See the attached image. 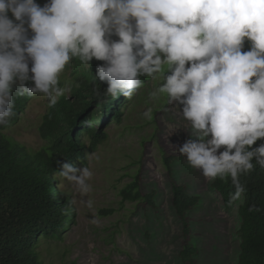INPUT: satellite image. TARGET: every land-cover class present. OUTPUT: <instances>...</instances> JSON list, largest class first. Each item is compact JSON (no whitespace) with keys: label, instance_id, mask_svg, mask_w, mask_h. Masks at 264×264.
<instances>
[{"label":"clouds","instance_id":"9594fccd","mask_svg":"<svg viewBox=\"0 0 264 264\" xmlns=\"http://www.w3.org/2000/svg\"><path fill=\"white\" fill-rule=\"evenodd\" d=\"M72 58L103 61L95 80L113 98L131 99L141 76L159 75L150 97L166 95L191 129L176 150L209 181L230 176L231 203L253 161L264 169V0H0V126L16 115V97L43 93L54 106ZM54 163L91 190L88 168Z\"/></svg>","mask_w":264,"mask_h":264},{"label":"rangeland","instance_id":"374dc122","mask_svg":"<svg viewBox=\"0 0 264 264\" xmlns=\"http://www.w3.org/2000/svg\"><path fill=\"white\" fill-rule=\"evenodd\" d=\"M162 83L159 75L147 77L123 108L121 120L106 126V139L94 152H86L84 162L76 160L78 167L93 173L87 181L88 193L61 178L56 187L70 193L74 220L62 239L40 242L44 264H189L179 257L186 241L183 222L172 205L173 183L189 196L199 197L185 218L188 241L196 248V264H235L241 197L227 209L212 181L176 150L191 129L178 109L168 104L166 95L150 97ZM47 102L44 94L30 96L21 118L2 132L26 147L45 144L36 128ZM147 110L150 116L144 115ZM134 177L143 196L153 195L151 205L145 200H121L120 190ZM99 209L114 212L102 216Z\"/></svg>","mask_w":264,"mask_h":264},{"label":"trees","instance_id":"16d2710c","mask_svg":"<svg viewBox=\"0 0 264 264\" xmlns=\"http://www.w3.org/2000/svg\"><path fill=\"white\" fill-rule=\"evenodd\" d=\"M36 2L43 6L47 0ZM249 48V42L245 41L242 51ZM103 63L93 59L87 65L79 58H72L66 65L58 85L66 91L54 106L47 102L36 128L45 144L26 147L2 132L5 126H0V264H44L38 250L40 242L62 239L73 222L70 193L56 187L62 176L55 171L54 161L84 162L86 152H94L106 139L108 123L121 120L129 101L123 95L116 98L103 95L107 83L95 80L96 66ZM140 78L145 81L147 76ZM94 88H99L101 97H97ZM29 101L27 95L16 97V115L10 123L21 118ZM253 163L254 169L239 177L246 192L241 195L237 209L239 252L235 264H264V169ZM211 186L229 209L230 193L235 192L231 177H218ZM119 194L122 201L145 200L152 204L153 195L140 193L136 177ZM171 195L175 212L184 225L186 242L179 257L182 262L196 264V248L188 241L185 218L199 197L189 196L176 183L171 185ZM113 212L114 209H99L102 216Z\"/></svg>","mask_w":264,"mask_h":264},{"label":"bare ground","instance_id":"6f19581e","mask_svg":"<svg viewBox=\"0 0 264 264\" xmlns=\"http://www.w3.org/2000/svg\"><path fill=\"white\" fill-rule=\"evenodd\" d=\"M113 38H115V37H113Z\"/></svg>","mask_w":264,"mask_h":264}]
</instances>
